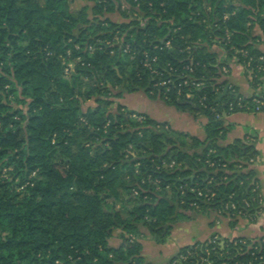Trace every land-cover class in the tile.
I'll list each match as a JSON object with an SVG mask.
<instances>
[{
	"label": "trees",
	"instance_id": "1",
	"mask_svg": "<svg viewBox=\"0 0 264 264\" xmlns=\"http://www.w3.org/2000/svg\"><path fill=\"white\" fill-rule=\"evenodd\" d=\"M76 1L0 0V264H146L142 236L165 244L191 213L216 214L237 225L243 218L225 205L234 195L243 208L252 195L257 180L250 160L257 152L245 138L224 144L233 129L226 120L246 111L237 107L242 96L213 48L215 38L228 43L229 30L228 52L235 45L256 62L264 56L249 43L248 27L258 25L264 33V0H128L126 13L119 0H83L78 10ZM135 14L147 19L145 26ZM128 31L133 36L122 45L113 42ZM138 49L159 54L163 65L183 69L191 58L198 65L195 77L205 83L198 95L207 96L204 115L176 93L158 100L204 119L203 139L127 105L130 96L155 98L150 73L131 60ZM72 62L76 70L68 79ZM261 75L252 83L255 90ZM85 77L93 78V89L78 92ZM254 96L243 99L252 104ZM87 100L95 106L85 107ZM166 160L176 165L165 169ZM11 168L12 177H2ZM34 172L43 179H30ZM18 178L17 187L30 183L24 191H15ZM199 189L216 195L200 198ZM120 190L136 202L126 213L107 208ZM116 233L122 242L112 247ZM216 236L180 248L169 264H264V237L213 245Z\"/></svg>",
	"mask_w": 264,
	"mask_h": 264
},
{
	"label": "crops",
	"instance_id": "2",
	"mask_svg": "<svg viewBox=\"0 0 264 264\" xmlns=\"http://www.w3.org/2000/svg\"><path fill=\"white\" fill-rule=\"evenodd\" d=\"M258 30V31H257ZM256 36H264L257 27ZM264 52V44L258 46ZM229 74L230 83L238 89L242 98H250L259 91L255 90L247 81L245 73L238 66H231ZM264 90V82L262 83ZM127 105L131 109L150 115L160 122H168L176 131L188 132L199 138H204V119H195L188 113H180L158 99L147 100L144 95L130 96ZM226 124H233L232 131L227 135L225 145L233 143L236 139H246L253 145L257 155L251 168L255 171V180L261 195V213L253 223L246 219H240L237 225L230 226V222L217 218V215L205 216L191 213L187 218L179 221L172 230L171 236L165 244H159L149 235L142 236L140 242L143 246L142 256L146 264H169L176 256L180 248L194 245L196 242H205L213 234L221 238H248L257 239L264 237V113L239 112L228 117ZM252 158V159H254ZM117 234L110 241L112 247H117Z\"/></svg>",
	"mask_w": 264,
	"mask_h": 264
},
{
	"label": "rangeland",
	"instance_id": "3",
	"mask_svg": "<svg viewBox=\"0 0 264 264\" xmlns=\"http://www.w3.org/2000/svg\"><path fill=\"white\" fill-rule=\"evenodd\" d=\"M120 1V4L122 5V12L123 13H126L127 11H128V9H130V2L128 1V0H119ZM76 5H75V9L76 10H78V9H80V8H82V6L86 3V2H84L83 0H77L76 1ZM209 11H212V9H208V12ZM209 14V13H208ZM136 15V14H135ZM135 17V16H134ZM227 17V16H226ZM136 18H138V21H140V25L143 27V26H145V24L147 23V19H144V18H142V17H139V16H137L136 15ZM248 27H250V34L252 35L251 36V39L249 40V43L254 47V48H256V49H258V46L259 45H261L262 43L264 44V36H262V38L261 37H258V36H256V32L258 31H256V29H257V27L258 28H260L258 25H254L253 26V24L252 23H248ZM130 32L128 31V33H125L124 35H122V38H121V36L120 35H116L115 36V38L113 39V42L115 43V41L116 42H118V43H122L123 44V38L124 37H126V36H128V35H130V36H133V34H129ZM264 34V33H263ZM232 36H233V33L231 32V31H229V30H227V34H226V37H227V39H228V43H230L229 41L231 40V38H232ZM253 38H256L257 40H253ZM100 42V41H99ZM214 42H215V46H214V48H213V51H215V53H217V60L219 61V63H221L222 65H223V70L224 71H230L231 69V66H237V65H239V64H243L244 66H247V63H248V61H249V59L247 58V53H248V55H250V52L248 51V50H245V49H240V48H237L235 45H233L232 46V48H231V50L228 52L227 51V49H226V45L228 44V43H226L225 45H223L222 46V44L221 43H223V40H220V39H218V38H215V40H214ZM125 45V44H124ZM127 45H129V47L131 46L130 44H126V46ZM167 47L168 48H170L171 47V44L170 45H167ZM127 48V47H126ZM125 48V49H126ZM77 49H79V47H77ZM158 49V46H156L155 47V50H157ZM97 50V48H96V46L95 45H92V50H90V53L91 54H93V53H95V51ZM129 50H131L132 51V49H131V47H130V49ZM128 50V51H129ZM187 50L190 52L191 51V46L190 47H188L187 48ZM128 53H130V52H128ZM71 53L69 52V55H70ZM241 57L244 59V60H242L241 59ZM262 57V56H261ZM260 57V58H261ZM255 58V57H254ZM253 57H252V59H253V64H256L257 66H258V62L260 61V59H258L257 60V62H256V59H254ZM79 60V59H78ZM131 60H133V61H135L136 63H138V61L140 62V64H142L143 62L144 63H147L150 67V70H151V72L153 71V72H156V73H158V71L157 70H159V69H164V68H167V67H169V64H171V63H166V64H162V58L159 56V54H150V53H148V52H146V51H143L142 49L141 50H137L135 53H133L132 54V58H131ZM191 60H193L192 58H191ZM79 61H81V60H79ZM255 61V62H254ZM70 65V71H69V73H67V74H65L66 75V77L69 79L70 77H71V75H72V73H74L75 72V70H76V62H72V63H70L69 64ZM242 65V66H243ZM143 66V65H142ZM144 69H146V68H144ZM147 70V69H146ZM149 73H150V75H151V81L152 82H154L155 81V83L158 81H160V80H162V79H160L161 77H162V75L161 74H158V75H153L150 71H149V69L147 70ZM163 72H165V71H163ZM163 72H161V73H163ZM245 74V76H246V78H247V81L250 83V85L252 86V83L254 82V80H255V78H257V76L258 75H260V74H264V72H262V73H259L258 72V70L256 71L255 70V67H253V66H251V71H249V72H247L246 70H245V72H244ZM252 73H254V75H252ZM259 80L261 81V84L258 86V91L259 92H262V93H264V90L263 89H261L262 88V83L264 82V75L262 76L261 75V77L259 78ZM94 82H93V78H90V77H85V78H81V80H80V84L81 85H79L78 86V92H80L81 91V93H85L86 91H88V90H91V89H93V84ZM167 90H168V88H166ZM166 89H163L162 87L159 89V90H155V88H154V86H152V92H151V94L155 97L154 99H160L159 98V96L160 95H163L164 97L165 96H168V94H166L167 92V90ZM170 90H172V89H174V88H169ZM258 92V93H259ZM163 93V94H162ZM256 94V93H255ZM177 95V94H176ZM177 97L180 99H186L184 96H182V95H177ZM130 98V97H129ZM166 98V97H165ZM11 99L12 100H15L16 98H15V96L14 95H12L11 96ZM168 100H171V95H170V97H169V99ZM125 103V102H124ZM191 103V102H190ZM84 106L85 107H88V106H95V103H94V100H87L86 102H84ZM114 108H116V105H114V106H112V107H110V110H113ZM106 111V108H102L101 109V111H100V115H101V113H103V112H105ZM132 117V119H134V120H139V121H142V118L141 117H138L137 115H133V116H131ZM82 121H83V124H85L86 125V121L84 120V119H82ZM20 130V128H18V130L17 131H19ZM24 134H25V132L23 131V132H21V134H20V137H23L24 136ZM90 144H87V146H89ZM131 149H132V151H136V152H138V153H141V152H144L143 150H141V149H139V148H137L136 146H133V147H131ZM256 158H254V160H255ZM176 165V163L175 162H172V163H169V161H165L164 162V168L165 169H171L172 167H174ZM135 169H139V165L137 164L136 166H135ZM14 172V168H11V169H6L5 171H4V174H3V176L2 177H4V178H11L12 177V173ZM30 179H43V177L42 176H39L38 174H37V172H34L32 175H31V177H30ZM12 180V179H11ZM19 182H20V179L18 178L17 180H16V184H14V188H15V191H18V192H21V191H24L25 189H26V187L28 186V185H30V183L29 182H27L25 185H23V186H21V187H17L16 185L17 184H19ZM156 184H158L159 185V181L158 180H156V182H155ZM32 184V183H31ZM33 185V184H32ZM255 186H258L257 184H254ZM254 189V188H253ZM167 191H168V195L171 197V196H173V191H171V189H170V185L167 187ZM204 191V190H203ZM133 192H134V194L137 196L138 195V193H137V191L136 190H133ZM205 192V191H204ZM233 197H234V195H232L231 196V198H230V200H231V202H232V200H233ZM244 201H248V202H250V204H251V206H252V208H251V211H252V214H255L256 216L255 217H258L259 216V214L261 213V210H262V208H260V202L261 201H259V199H258V195H257V193L256 192H254V191H252V195L249 197V198H245L244 199ZM258 203L259 202V207H257V208H253V204H255V203ZM136 205V202L134 201V199H131V196H130V192L129 191H126V190H120V193H119V195H117V196H113V197H110L108 200H107V208L108 209H110V210H112V211H120V210H122L123 212L124 211H128V210H131V209H133V207ZM256 209H258L259 211H257ZM256 210V211H255ZM253 211H255L254 213H253ZM124 213H126V212H124ZM179 221H182V219L181 220H179ZM117 235H118V233H116ZM218 237V238H217ZM221 240H220V239ZM238 238H240V237H238ZM217 239V241H218V243L216 244V245H218L219 243H225L226 242V240L227 241H229V242H234V243H236V240H237V238H221L218 234H217V236L216 237H214L213 239L211 238L210 240H216ZM116 242L117 243H121L122 242V239H120V238H117L116 239ZM210 244V243H209ZM207 250H210V249H207ZM213 251V250H212ZM195 253H192L189 257H193V255H194ZM201 258H204V259H202V261L203 262H205V263H207L208 262V259L207 258H205V257H201ZM184 260V259H183ZM188 260V259H187ZM187 260H185V261H187ZM210 264H213L212 262H210Z\"/></svg>",
	"mask_w": 264,
	"mask_h": 264
},
{
	"label": "built area",
	"instance_id": "4",
	"mask_svg": "<svg viewBox=\"0 0 264 264\" xmlns=\"http://www.w3.org/2000/svg\"><path fill=\"white\" fill-rule=\"evenodd\" d=\"M115 43L122 45V43H118L116 41H115ZM167 45H170V42L167 43ZM121 47L125 53H128V52L131 53V50H129L131 46L129 47V45H127V46L123 45ZM90 50H92V46L90 47ZM247 58L249 59L247 66H244L243 64L237 65L238 68H240L242 70V72H245V70L247 72L251 71V66H253V63H252L253 59H252V57H250V55H248V53H247ZM142 65L144 68H146L147 70L149 69V71L151 72V70L149 68L150 66L147 63L143 62ZM197 66L198 65L194 64L193 60H190L189 64L184 66L183 69H180L179 67H175L172 64H169V67L157 70L158 73L152 71L151 73L153 75H155V74L156 75H158V74L162 75V77L160 78L162 80H160L159 82L157 81L156 83L154 81L152 86H154L155 90H159L161 87L163 89L168 88V90L166 89L167 90L166 94H168V96H165L167 100L169 99V97L172 93H176L177 95L179 94V95L184 96L186 98V100H188V101H192L193 103H194V101H196L195 104L200 105L204 109V107H207V104H206L207 96H206V94L205 95H198V92L202 91L204 89L205 83L202 80H200L199 78L195 77ZM70 68H71L70 65H68L67 68L65 69V74L69 73ZM256 69L258 70L259 73L264 72V56H262L260 58L259 64L256 67ZM163 71H165V72H163ZM161 72H163V73H161ZM252 75H254V73H252ZM169 88H174V89L170 90ZM233 92H235V91H233ZM252 102L253 103L250 104L249 102H245V99L240 98V99H238L237 107L245 110L246 112L248 111V112H252V113H264V93L259 92V93L255 94ZM235 107H236L235 104L231 103L230 104V111L234 112ZM217 117L219 118L220 115H218ZM255 161L256 160L251 159L250 163L253 164V163H255ZM211 165L213 166V164H211ZM253 191L257 193L258 199H259V201H261V195L259 193V187L255 186ZM197 193H198L200 198H205L207 200H211L216 195L214 192H211L210 190H208V192H204L202 189L197 190ZM191 206L196 207V208L199 207L197 202H192ZM242 206H243V208H241L235 201L232 200V202L230 201L225 205V211H232L233 215L235 217H239V218L242 217L243 219H246L250 223L251 222L253 223L254 221H256V219H257V217H255L256 215L249 213V210H251V208H252L250 202L243 200ZM210 243H212L213 245H216L218 243V241L216 239V240L211 241ZM219 244L224 245L223 243H219ZM207 252L209 253L210 250H207ZM191 254L192 253H190V255ZM182 259L187 260L188 256L182 257Z\"/></svg>",
	"mask_w": 264,
	"mask_h": 264
},
{
	"label": "water",
	"instance_id": "5",
	"mask_svg": "<svg viewBox=\"0 0 264 264\" xmlns=\"http://www.w3.org/2000/svg\"><path fill=\"white\" fill-rule=\"evenodd\" d=\"M228 89H229V87H227L225 90H224V93L219 97V101H221L222 100V98L227 94V92H228ZM191 104V106H193L194 108H196L199 112H200V114L201 115H204L205 114V111L203 110V108L200 106V105H198V104H195V103H190Z\"/></svg>",
	"mask_w": 264,
	"mask_h": 264
}]
</instances>
